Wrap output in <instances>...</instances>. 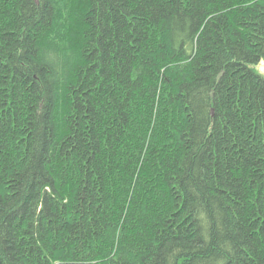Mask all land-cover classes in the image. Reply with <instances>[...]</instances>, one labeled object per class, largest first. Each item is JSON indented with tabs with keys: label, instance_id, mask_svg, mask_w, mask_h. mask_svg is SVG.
Masks as SVG:
<instances>
[{
	"label": "trees",
	"instance_id": "16d2710c",
	"mask_svg": "<svg viewBox=\"0 0 264 264\" xmlns=\"http://www.w3.org/2000/svg\"><path fill=\"white\" fill-rule=\"evenodd\" d=\"M264 0H0V264H264Z\"/></svg>",
	"mask_w": 264,
	"mask_h": 264
},
{
	"label": "rangeland",
	"instance_id": "374dc122",
	"mask_svg": "<svg viewBox=\"0 0 264 264\" xmlns=\"http://www.w3.org/2000/svg\"><path fill=\"white\" fill-rule=\"evenodd\" d=\"M259 70L262 72L264 70V64L262 63L261 65H259Z\"/></svg>",
	"mask_w": 264,
	"mask_h": 264
}]
</instances>
